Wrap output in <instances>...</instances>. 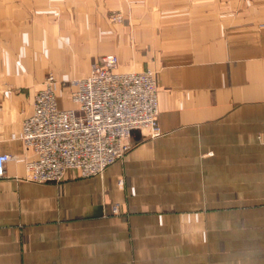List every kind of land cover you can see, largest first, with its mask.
<instances>
[{
  "label": "crops",
  "instance_id": "obj_1",
  "mask_svg": "<svg viewBox=\"0 0 264 264\" xmlns=\"http://www.w3.org/2000/svg\"><path fill=\"white\" fill-rule=\"evenodd\" d=\"M107 54L158 72L162 135L133 131L99 176L27 182L46 77L72 109ZM0 154V264H264V0H0Z\"/></svg>",
  "mask_w": 264,
  "mask_h": 264
},
{
  "label": "built area",
  "instance_id": "obj_2",
  "mask_svg": "<svg viewBox=\"0 0 264 264\" xmlns=\"http://www.w3.org/2000/svg\"><path fill=\"white\" fill-rule=\"evenodd\" d=\"M111 20L122 19L113 13ZM118 67V57L107 54L92 65L88 76L72 80V109L60 107L57 79L49 74L35 96L33 113L22 121L21 140L28 152L24 180L60 183L69 170L83 178L99 176L132 149L133 131L148 138L162 135L157 72H123ZM13 159L0 154V178ZM118 211L115 206L113 213Z\"/></svg>",
  "mask_w": 264,
  "mask_h": 264
},
{
  "label": "rangeland",
  "instance_id": "obj_3",
  "mask_svg": "<svg viewBox=\"0 0 264 264\" xmlns=\"http://www.w3.org/2000/svg\"><path fill=\"white\" fill-rule=\"evenodd\" d=\"M113 13L116 14V15H118V16H120L122 20L124 19V15H123L120 11H113L112 14H113ZM112 14L110 15V20H111V16H112ZM122 20H121V21H122ZM111 21H112V20H111ZM121 21H117V22H121ZM112 22H114V21H112ZM114 23H116V22H114ZM148 70H151V69H148ZM90 71H91V70H90ZM153 71H156V70H153ZM156 72H157V71H156ZM48 76H49V75H48ZM48 76H47V77H48ZM157 76H158V72H157ZM47 77H46V78H47ZM83 78H84V77H83ZM45 80H46V79H45ZM43 84H44V83H43ZM42 87H43V86H42ZM161 133H162V132H161Z\"/></svg>",
  "mask_w": 264,
  "mask_h": 264
}]
</instances>
